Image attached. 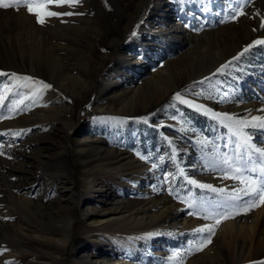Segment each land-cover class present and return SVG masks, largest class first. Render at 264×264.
<instances>
[{
  "label": "rangeland",
  "instance_id": "374dc122",
  "mask_svg": "<svg viewBox=\"0 0 264 264\" xmlns=\"http://www.w3.org/2000/svg\"><path fill=\"white\" fill-rule=\"evenodd\" d=\"M238 6L245 14L234 20ZM52 10L78 14L51 17L41 25L26 7L0 8V72L8 74L0 76V229L9 228L7 235L0 231V256L20 248L9 239L18 223L46 228L15 204L9 186L18 180L21 192L35 198L51 181L67 182L70 171L73 189L64 191L57 206L61 216L66 209L76 212L71 238L63 250L29 234L22 241L34 246L30 256L50 264L62 252L64 264L73 254L82 259L79 264H92L97 256L115 252L131 264H224V257L209 250L215 241L224 251L228 247V238H216L220 227L264 204L257 195L254 205H247L252 197L241 191L249 178L264 181V156L254 150L264 149V129L252 127L259 123L252 117L264 116V45L223 73L213 75L217 67L192 79L181 70L186 71L190 50L198 54L199 42L194 47L167 32L166 23L172 18L193 40L208 43L209 37L214 47L218 41L220 53L233 48L221 65L253 40L264 39L258 23L264 0H80L74 8ZM166 69L184 80L158 96L164 83L151 78ZM13 73L31 79L17 80ZM224 114L247 120V126L233 124L245 135H234L230 122H222ZM16 132L21 134L12 135ZM237 194L242 198L232 199ZM116 209L126 222L122 230L107 224L77 242L81 222L93 225ZM184 220L196 225L180 226ZM205 225H212L214 234L198 251L209 233L194 230Z\"/></svg>",
  "mask_w": 264,
  "mask_h": 264
},
{
  "label": "bare ground",
  "instance_id": "6f19581e",
  "mask_svg": "<svg viewBox=\"0 0 264 264\" xmlns=\"http://www.w3.org/2000/svg\"><path fill=\"white\" fill-rule=\"evenodd\" d=\"M167 21V32L172 31L174 35H177L178 37H181L187 42L195 45L194 47H196V44L199 42L198 54L190 50L188 52V61L184 65L186 71L184 70V68L181 70L182 73L186 75V77H191L192 79H194L212 72L214 69L220 66L221 60H224V58L233 50V48H230L229 46L226 52L220 53L218 41L215 42L214 45L216 47H214L212 46V44H210V42L213 40L212 38L209 39V37H206L208 43H206L207 41L202 42V40H204L202 38L198 41L193 40L192 34L186 31V29H183V27H176L173 23L172 18L167 19ZM261 22L262 19L258 21L259 24ZM205 36H207V34ZM200 43H202V45ZM139 63L140 60L136 62V64ZM151 63L152 61L150 62V64ZM181 76L175 78L170 74V71L168 69L160 70L156 78H151V81L155 83H158L160 81H163L164 83V88L161 89L162 91H159L157 95L163 96L166 92H169L171 90L174 91V89L177 88L178 85L184 80V78H182ZM72 81L82 84V81H80L78 78H73ZM82 167H84V163ZM86 171L87 170H84V172ZM84 172L81 174L82 177L85 174ZM3 173L4 178H8L10 176L9 174H7V172ZM66 176L67 182L51 181V185L49 186V188L41 192L35 198L30 197V195L26 192H21V186L18 183V180H16L11 187L9 186V190L12 193V200L15 202V204L22 208L23 212L29 213V215L31 216H35L40 225L46 226V228H43L41 226H35L34 228L28 223L23 222L15 225L16 233L13 234V236L9 237V239L11 240V245L14 246L18 243L20 245V248H18L17 246H12L13 248H11L8 255L0 256V264H4L7 258L13 257L34 260L32 261V263L25 262L26 264H46V262L49 261L44 257V261L41 262L40 258L38 259L36 257L30 256L32 255V250L35 249L34 246L22 241V239H24L29 234H31L30 239L34 241H43L48 243L55 242L60 246L61 249H65L69 239L71 238L73 221L77 216L75 210L72 211L69 209H66L63 216L59 214L58 208H62V206L57 205H60L63 202L64 191H72V186L75 183L73 174L70 171L66 173ZM84 185H89V181H84ZM46 197L50 198L47 203L43 201V198ZM116 214H119L117 212V209L113 210L112 213L102 215L95 221V224L93 225L86 224L85 220L81 222L80 225H78L77 229V242L81 243V237L86 234H93L92 236H96L94 235V233L102 230L103 227L107 224L115 225L112 230H122L121 227L123 225H126V222L123 221L124 219L121 220L123 217L117 216ZM84 216H87V214L84 213ZM181 222L182 223H180V226L196 225L195 220H184ZM9 225L11 224L9 223ZM0 231L4 232L7 235L9 228L1 227ZM218 235L228 238V247L226 248V251L216 246V241L214 246L209 247V250L212 248L210 252L212 250L215 251L214 257H217V254L221 257H224V264H247L250 261H254L256 259L264 260V204L247 215H242L234 220L226 221L220 227L216 238H218ZM81 249H83L82 246L81 248L78 247L77 250L79 251ZM209 250L205 251L206 255L204 256H210ZM63 255L64 254L62 252H56V257L54 256L53 261L51 260L50 264H64L66 262V259L63 258ZM81 260L82 259L80 258V256L78 258L76 254H73L69 259V263L79 264L82 263L80 262ZM127 261L128 260L122 259L118 255V253L110 252L97 256L96 258H94L92 264H131V262Z\"/></svg>",
  "mask_w": 264,
  "mask_h": 264
},
{
  "label": "snow or ice",
  "instance_id": "6c2138e0",
  "mask_svg": "<svg viewBox=\"0 0 264 264\" xmlns=\"http://www.w3.org/2000/svg\"><path fill=\"white\" fill-rule=\"evenodd\" d=\"M80 3V0H0V8H19L21 6L26 7L27 11L34 15L36 17V22L38 24L43 25L46 23V20L51 17H61V16H72L75 13L74 11H55L52 10L54 7L55 8H63V7H68V8H74L76 5ZM240 8L239 11L236 12V14L232 17L234 20L237 19L239 16L244 15V11L242 6H238ZM82 14V13H80ZM63 22V21H62ZM223 22V21H222ZM261 28H264V18H262V22L260 24ZM253 31H256V29H253ZM137 33L136 31H133L132 36H136ZM257 45H264V39H257L253 40L251 43L247 44L243 51L240 52L237 56L232 57V60L228 61L227 63L221 64L213 73V75L223 73L226 69L230 68L233 64L234 61L239 60L241 57H243L246 53L249 52L252 48H254ZM3 75H8L6 73L0 72V76ZM13 77H15L17 80L23 79V80H30V77H19L15 73L11 74ZM205 80L210 79V77H205ZM204 81H201L200 83H203ZM37 83L41 84L43 88H50L51 85L45 84L42 81H38ZM175 99L180 100V93H176ZM4 97L0 96V101H3ZM182 103H190L187 100H182ZM217 118H220V114H214ZM253 121H259V123H255L252 125L253 128H260L264 129V116H254L252 117ZM228 121L230 122L227 126L229 127L230 131H233L234 135H245L242 133L239 128L236 130H233V124L237 126H247L248 121L247 120H238L234 119L232 116H229L227 114H224L222 117V122ZM21 133L16 132L12 133V135L19 136ZM250 139L249 136H245V144L248 143V140ZM239 147V145H237ZM255 152L259 153L261 156H264V149L260 148H255ZM3 153L0 152V155ZM175 153H173V156ZM163 159V157H161ZM225 163H227V160H225ZM153 167H156V165H153ZM236 171H240V169H236ZM255 171V169H253ZM262 172H264V169H262ZM227 178V177H226ZM235 178V177H233ZM244 183L245 181H241ZM188 183L197 185L200 188H207L210 189L213 192H222L223 189H216L213 188L212 185H205V184H197V181L195 180H189ZM248 183V188L241 190L243 192V195L245 197H252L251 199H248L245 201V203L249 206L254 205V197L259 195L261 203H264V181H259L254 178H249L247 180ZM242 197L237 194L232 197L234 200H240ZM189 207H193V204H189ZM194 212H189V215H194ZM231 218L230 215H224L223 219H229ZM204 219H208L207 216L204 217ZM221 220H216V224H219ZM196 233H204L207 232L209 233L207 239L202 242L201 247L198 248L197 250H202L204 247H207L209 243H211V236L214 234V227L212 225H205L204 227L197 228L194 230ZM2 254V253H0ZM174 255H179V254H174ZM4 264H12L11 261H5ZM251 264H264V261H253Z\"/></svg>",
  "mask_w": 264,
  "mask_h": 264
}]
</instances>
